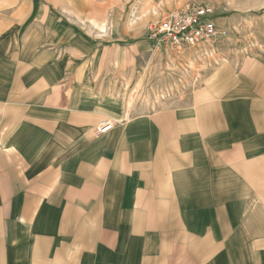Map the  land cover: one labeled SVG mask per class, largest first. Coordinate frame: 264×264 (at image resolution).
Wrapping results in <instances>:
<instances>
[{
  "label": "crops",
  "instance_id": "0c3cea01",
  "mask_svg": "<svg viewBox=\"0 0 264 264\" xmlns=\"http://www.w3.org/2000/svg\"><path fill=\"white\" fill-rule=\"evenodd\" d=\"M3 27L0 264H264V60L124 119L119 56L62 90L43 33Z\"/></svg>",
  "mask_w": 264,
  "mask_h": 264
},
{
  "label": "rangeland",
  "instance_id": "374dc122",
  "mask_svg": "<svg viewBox=\"0 0 264 264\" xmlns=\"http://www.w3.org/2000/svg\"><path fill=\"white\" fill-rule=\"evenodd\" d=\"M142 1L0 0V30L4 24L28 31V36L41 31L43 38L37 41L35 54L44 56L45 77L59 76L65 83L62 90L68 88L70 77H83L84 67L89 77H113L119 56L129 74L120 91L125 96L124 119L130 110L136 115L177 105L174 101L180 102L201 85L195 80L201 73L264 60V0H194L213 9L216 25L225 35L182 51L155 50L147 40L146 28L190 0H149L141 10ZM91 62L88 71L85 63ZM134 62L136 76L140 75L132 86ZM77 70L83 72L77 75Z\"/></svg>",
  "mask_w": 264,
  "mask_h": 264
},
{
  "label": "built area",
  "instance_id": "2783aa9c",
  "mask_svg": "<svg viewBox=\"0 0 264 264\" xmlns=\"http://www.w3.org/2000/svg\"><path fill=\"white\" fill-rule=\"evenodd\" d=\"M224 35V30L216 25L213 9L194 0L171 10L146 28L147 40L155 50L182 51L202 42H213ZM113 125L111 120L102 121L96 127V134H106Z\"/></svg>",
  "mask_w": 264,
  "mask_h": 264
}]
</instances>
